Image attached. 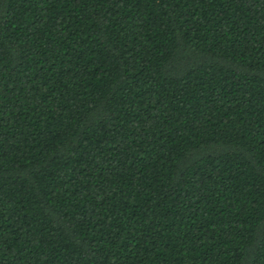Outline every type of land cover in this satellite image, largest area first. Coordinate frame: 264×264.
Returning <instances> with one entry per match:
<instances>
[{"label": "trees", "instance_id": "trees-1", "mask_svg": "<svg viewBox=\"0 0 264 264\" xmlns=\"http://www.w3.org/2000/svg\"><path fill=\"white\" fill-rule=\"evenodd\" d=\"M0 264H264V0H0Z\"/></svg>", "mask_w": 264, "mask_h": 264}]
</instances>
